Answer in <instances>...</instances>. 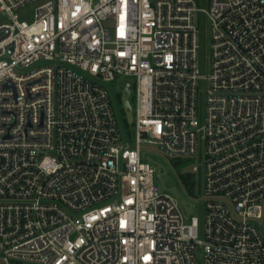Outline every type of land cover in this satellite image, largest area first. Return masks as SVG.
I'll list each match as a JSON object with an SVG mask.
<instances>
[{"label":"built area","instance_id":"1","mask_svg":"<svg viewBox=\"0 0 264 264\" xmlns=\"http://www.w3.org/2000/svg\"><path fill=\"white\" fill-rule=\"evenodd\" d=\"M145 147L202 158V222ZM200 257L264 264V0H0V264Z\"/></svg>","mask_w":264,"mask_h":264},{"label":"rangeland","instance_id":"2","mask_svg":"<svg viewBox=\"0 0 264 264\" xmlns=\"http://www.w3.org/2000/svg\"><path fill=\"white\" fill-rule=\"evenodd\" d=\"M208 0H201V7L207 8ZM38 4H34L28 7L25 11L21 12L27 21H32L34 18V11ZM199 27L203 37V44L205 47L204 56L201 62V70L204 75H207L210 70V59L208 54L209 46V22L204 14H199L198 18ZM113 92L115 93V99L117 103V111L119 114V123L121 128V133L124 136L125 133L131 135L133 126L129 125L126 120V115L123 110V105L121 102V89L119 82L116 81L112 85ZM208 90L207 82H201L200 85V96H199V111L203 113L206 107V93ZM133 106V104H132ZM127 135V137H129ZM129 142L133 145V141L129 139ZM145 155H150L154 160L160 162L166 169L167 174L164 176L165 184L168 187H176L180 195L189 203L193 205L195 215L202 222L204 219V200H203V183H202V171L200 173L194 174L193 167H201L202 158L196 157L192 160H180L175 161L173 159H168L162 155L159 151L153 149L152 147H145ZM200 264H203L202 258L199 260Z\"/></svg>","mask_w":264,"mask_h":264},{"label":"water","instance_id":"3","mask_svg":"<svg viewBox=\"0 0 264 264\" xmlns=\"http://www.w3.org/2000/svg\"><path fill=\"white\" fill-rule=\"evenodd\" d=\"M120 87L122 88L121 102L123 105V110L126 115V120L129 125H132L133 109L131 105V96H132L131 83L128 81H122ZM155 164L158 167V179L160 180L162 189L172 193L180 201L181 205L185 207L186 211L191 214L192 212L191 204L180 195L176 187H167V185L165 184L164 176L167 173L165 167L160 163H155Z\"/></svg>","mask_w":264,"mask_h":264}]
</instances>
